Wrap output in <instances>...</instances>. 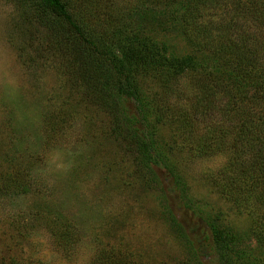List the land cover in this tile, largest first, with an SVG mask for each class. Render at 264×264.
<instances>
[{"label": "rangeland", "instance_id": "374dc122", "mask_svg": "<svg viewBox=\"0 0 264 264\" xmlns=\"http://www.w3.org/2000/svg\"><path fill=\"white\" fill-rule=\"evenodd\" d=\"M143 1L80 0L79 7L92 9V20L104 24L100 30L108 20L146 32ZM25 7L0 0V264H99L107 254L131 264H177L197 249L201 259L218 264L205 215H219L240 232L260 210H243L222 195L213 181L227 153L198 151L204 126L197 117L195 126L190 119L185 125L189 112L174 114L193 108L192 72L167 87L162 77L138 76L143 103L149 97L167 111L164 124L151 121L175 164L177 184L165 168L136 165L113 118L72 83L59 61L64 49L56 53ZM178 25L151 34L184 55L189 47ZM124 106L139 111L133 99ZM243 244L255 243L249 235Z\"/></svg>", "mask_w": 264, "mask_h": 264}, {"label": "trees", "instance_id": "16d2710c", "mask_svg": "<svg viewBox=\"0 0 264 264\" xmlns=\"http://www.w3.org/2000/svg\"><path fill=\"white\" fill-rule=\"evenodd\" d=\"M21 1L26 18L57 48L56 53L64 49L58 53L59 61L72 83L113 118L114 132L136 165L165 168L177 184L181 182L175 164L151 121L164 124L167 111L151 105L149 97L143 103L138 76L162 77L167 87L192 72L193 108L174 114L189 112L185 125L191 120L195 126L197 117L204 126V138L195 146L198 151L227 153V162L213 181L222 195L243 210H260L249 229L240 232L219 215H205L210 248L218 264H264V0H144L140 18L146 19V32L130 21L113 27L108 20L106 30H100L104 24L92 20V9L79 7L80 0ZM177 24L179 37L189 47L184 55L151 34L152 28ZM206 62L213 66L205 68ZM127 99L137 102L138 112L127 110ZM183 139L192 143L188 134ZM59 234L58 238L64 235ZM249 235L255 244L245 246ZM187 255L177 264L211 263L200 258L198 249ZM99 264L131 263L107 254Z\"/></svg>", "mask_w": 264, "mask_h": 264}]
</instances>
